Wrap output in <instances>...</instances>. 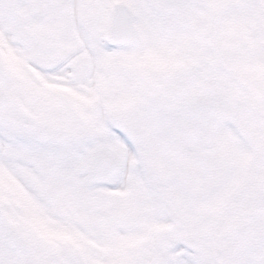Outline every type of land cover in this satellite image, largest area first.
<instances>
[{
	"label": "snow or ice",
	"instance_id": "snow-or-ice-1",
	"mask_svg": "<svg viewBox=\"0 0 264 264\" xmlns=\"http://www.w3.org/2000/svg\"><path fill=\"white\" fill-rule=\"evenodd\" d=\"M0 264H264V0H0Z\"/></svg>",
	"mask_w": 264,
	"mask_h": 264
}]
</instances>
